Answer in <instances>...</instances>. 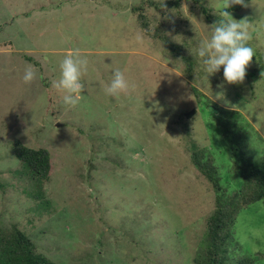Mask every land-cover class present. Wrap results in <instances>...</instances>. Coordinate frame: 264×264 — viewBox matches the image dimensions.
Here are the masks:
<instances>
[{"label":"rangeland","instance_id":"obj_1","mask_svg":"<svg viewBox=\"0 0 264 264\" xmlns=\"http://www.w3.org/2000/svg\"><path fill=\"white\" fill-rule=\"evenodd\" d=\"M173 1L163 0L162 9L160 0H0V228L18 226L56 264H197L215 192L192 165L194 149L211 154L228 192L239 188L222 116L241 133L244 156L264 161V80L250 76L264 58V0L229 12L248 18V46L257 52L243 83L233 85L223 82V67L206 79L196 55L220 0L168 7ZM201 5L211 8V20ZM162 38L193 57L190 80ZM73 49L89 60L74 108L52 87ZM30 65L37 78L24 84ZM116 68L135 88L113 98L104 87ZM15 140L50 153L54 169L42 198L13 155ZM233 237L230 262L264 264V200L240 211Z\"/></svg>","mask_w":264,"mask_h":264},{"label":"trees","instance_id":"obj_2","mask_svg":"<svg viewBox=\"0 0 264 264\" xmlns=\"http://www.w3.org/2000/svg\"><path fill=\"white\" fill-rule=\"evenodd\" d=\"M180 1L167 2V6L178 8ZM194 2L200 4L201 0H194ZM150 4H152V1ZM237 8L239 6L232 5L230 8L224 9V11L231 12ZM210 9L203 5L199 8L200 12L211 20ZM133 11L138 12L139 23L141 24L142 21V27L147 29L146 18L139 13L141 8H133ZM219 19L220 17L216 16L211 21L217 23ZM162 39H164L167 51L172 57H181L185 66L183 74L187 80H190L196 66L193 57L191 55H183L182 51L184 50L181 45L168 42L165 38ZM254 53L257 54V52ZM24 57L32 61L26 55ZM34 64L36 65L35 62ZM258 64L259 67L253 69L250 72V76L253 80L258 79V76L264 80V58L261 57ZM195 96L197 101H201L202 95L195 92ZM208 110L213 114H219L221 111L214 105L208 106ZM56 112L52 110L53 114H56ZM216 119L218 125L223 128V138L230 145L232 158L237 157L235 166L238 167L233 169H241L239 173L240 184L236 191L228 192L221 183V175L211 154L201 148L196 147L194 149L191 155L192 165L212 186L215 192V203L214 209L206 222V247L202 251L203 260L199 261L195 258L193 261L197 264H255L256 262L251 258L238 259L233 263L230 262L228 255H230V244L234 241L233 229L238 214L249 205L264 200V161L255 162L246 158L244 150L240 146L241 133L236 131V126H230L228 122L223 120L222 116H218ZM12 152L22 164L24 172L34 182V198L36 200L42 198V186L50 179L54 169L49 151L44 147L30 148L21 141L15 140L12 144ZM239 162L240 164H238ZM18 228L15 225L8 231L0 228V264H56L43 253L37 251V247L28 234Z\"/></svg>","mask_w":264,"mask_h":264},{"label":"clouds","instance_id":"obj_3","mask_svg":"<svg viewBox=\"0 0 264 264\" xmlns=\"http://www.w3.org/2000/svg\"><path fill=\"white\" fill-rule=\"evenodd\" d=\"M232 5L248 7L245 0H220L218 5L220 19L211 26L204 25L209 34L201 39L196 49V55L206 74L205 78L219 72L223 67V82L229 85L243 83L246 69L255 55L254 49L248 46L252 39L248 18L237 21L228 11H224ZM159 7L162 9L166 7L163 0H160ZM182 7L187 9L186 5ZM135 39L142 42L143 34L137 33ZM59 70V78L53 81L52 87L62 95L65 105L74 108L83 99L82 93L86 89L84 78L89 72V60L81 54L80 49H73L60 61ZM36 78V70L33 66H28L22 77L23 83L30 84ZM130 88H135V85H130L124 73L116 68L112 70L111 82L105 85L104 93L108 97L118 98L121 94H127Z\"/></svg>","mask_w":264,"mask_h":264},{"label":"water","instance_id":"obj_4","mask_svg":"<svg viewBox=\"0 0 264 264\" xmlns=\"http://www.w3.org/2000/svg\"><path fill=\"white\" fill-rule=\"evenodd\" d=\"M194 113H195V110H190L188 113L185 114V118L189 119ZM56 126L60 127L61 124H56Z\"/></svg>","mask_w":264,"mask_h":264}]
</instances>
